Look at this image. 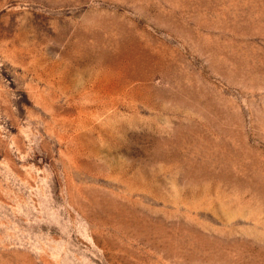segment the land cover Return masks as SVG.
Wrapping results in <instances>:
<instances>
[{
  "label": "rangeland",
  "instance_id": "374dc122",
  "mask_svg": "<svg viewBox=\"0 0 264 264\" xmlns=\"http://www.w3.org/2000/svg\"><path fill=\"white\" fill-rule=\"evenodd\" d=\"M0 264H264V0H0Z\"/></svg>",
  "mask_w": 264,
  "mask_h": 264
}]
</instances>
